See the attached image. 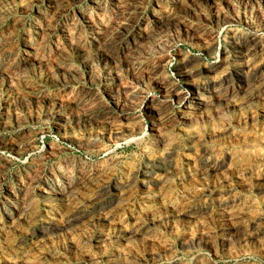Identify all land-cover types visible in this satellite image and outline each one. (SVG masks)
<instances>
[{
  "label": "rangeland",
  "instance_id": "obj_1",
  "mask_svg": "<svg viewBox=\"0 0 264 264\" xmlns=\"http://www.w3.org/2000/svg\"><path fill=\"white\" fill-rule=\"evenodd\" d=\"M252 38L264 0H0V264H264Z\"/></svg>",
  "mask_w": 264,
  "mask_h": 264
},
{
  "label": "bare ground",
  "instance_id": "obj_2",
  "mask_svg": "<svg viewBox=\"0 0 264 264\" xmlns=\"http://www.w3.org/2000/svg\"><path fill=\"white\" fill-rule=\"evenodd\" d=\"M98 4V3H97ZM122 8V7H121ZM100 9V8H99ZM129 9V8H128ZM103 11V10H102ZM106 13V12H105ZM124 13V12H123ZM122 13V14H123ZM137 13H138V11H137ZM140 13V12H139ZM169 14V13H168ZM167 14V15H168ZM124 15V14H123ZM138 15V14H137ZM164 15V14H163ZM115 16V15H114ZM176 17V16H175ZM100 18V17H99ZM167 18V17H166ZM172 18V17H171ZM177 18V17H176ZM87 19V18H86ZM101 19H102V16H101ZM120 19V18H119ZM124 19V18H123ZM162 19V18H161ZM88 20V19H87ZM90 20H92V19H90ZM116 20V19H115ZM153 20V19H152ZM157 20V19H156ZM93 21V20H92ZM155 21V20H154ZM101 22V21H100ZM103 22V21H102ZM105 22V21H104ZM159 22V21H158ZM164 22H166V21H164ZM168 22V21H167ZM170 22V21H169ZM174 22V21H173ZM172 22V23H173ZM116 24V23H115ZM166 24H168V23H166ZM105 25V24H104ZM106 25H107V22H106ZM110 25V24H109ZM130 25V24H129ZM161 25V24H160ZM132 26V25H131ZM154 26V25H153ZM195 26V25H194ZM102 27V26H101ZM156 27V26H155ZM193 27V26H192ZM109 28V27H108ZM107 28V29H108ZM102 29H104V28H102ZM125 29V28H124ZM106 30V29H105ZM148 30V29H147ZM146 30V31H147ZM198 30V29H197ZM72 31V30H71ZM127 31V30H126ZM155 31V30H154ZM108 32V31H107ZM106 32V33H107ZM110 30H109V34H110ZM132 32H133V29H132ZM120 33V32H119ZM135 33V32H134ZM75 34V33H74ZM104 35H105V33H103ZM118 34V33H117ZM142 34V33H141ZM147 34V33H146ZM70 35V34H69ZM68 35V36H69ZM72 35V34H71ZM119 35V34H118ZM143 35V34H142ZM149 35V34H148ZM134 36V35H133ZM136 36V35H135ZM256 36V35H255ZM105 37H106V35H105ZM122 37V36H121ZM121 37H120V39H119V37H118V39L119 40H121ZM138 37V36H137ZM72 38V37H71ZM107 38V37H106ZM127 38H129V37H127ZM139 38V37H138ZM137 38V39H138ZM261 38V37H260ZM260 38H259V40H260ZM248 39V38H247ZM130 40V39H129ZM257 38H252V41L250 42V43H247L248 45H242L243 46V48H242V50H244L245 51V53L247 54V55H250V54H259V52H261V51H259V49L261 48L262 49V47H263V44H262V40L261 41H259ZM103 41V40H102ZM106 41V40H105ZM134 41V40H133ZM138 41V40H137ZM242 41V40H241ZM122 42V41H121ZM105 43V42H104ZM107 43H109V42H107ZM107 43H106V45H107ZM242 43H244V42H242ZM111 46V45H110ZM235 46H237V45H235ZM239 48H241V47H238V49ZM105 49H107L106 48V46H105ZM110 49V48H109ZM101 50V49H100ZM235 50V49H234ZM2 51V50H1ZM239 51V50H238ZM237 51V52H238ZM241 51V50H240ZM108 52V51H107ZM131 52V51H130ZM264 52V51H263ZM262 52V53H263ZM1 54V53H0ZM245 54V55H246ZM5 55V54H4ZM237 55V54H236ZM261 56V55H260ZM264 56V55H263ZM258 57V56H257ZM34 58V57H33ZM239 58V57H238ZM240 58H241V56H240ZM252 58V57H251ZM38 59H39V57H38ZM253 59V58H252ZM256 59V58H255ZM189 60V59H188ZM244 60V59H243ZM247 60V59H246ZM245 60V61H246ZM262 60V59H261ZM187 61V60H186ZM237 61H239V59L237 60ZM242 61V60H241ZM250 61V60H249ZM223 62V61H222ZM252 62H253V60H252ZM234 63V62H233ZM247 63V62H246ZM257 63V62H256ZM188 64V63H187ZM215 64V63H214ZM218 64V63H217ZM221 64V63H220ZM239 64V63H238ZM255 64V63H254ZM260 64H262V63H260ZM216 65V64H215ZM248 65V64H247ZM259 64H257V66H258ZM236 66V65H235ZM242 66V65H241ZM241 66H240V68H241ZM249 66V65H248ZM254 65L252 64V67H253ZM255 66H256V64H255ZM254 66V67H255ZM186 67V66H185ZM185 67L183 68V69H185ZM216 67H217V65L214 67V66H212V67H210V68H207V70H206V72L207 73H211V74H213L215 71V69H216ZM220 67V66H219ZM218 67V68H219ZM226 67V66H225ZM245 67V66H244ZM189 68V67H188ZM222 68V67H221ZM220 68V69H221ZM237 68V67H236ZM233 69V68H232ZM242 69V68H241ZM250 68H248V70H249ZM254 69V68H253ZM191 70V69H190ZM188 71V72H186V75H192V73H194L193 71ZM193 70V69H192ZM195 70V69H194ZM225 71V70H224ZM227 71V70H226ZM229 71V70H228ZM234 71H235V68H234ZM254 71H255V76L254 75H252V76H254V77H256V76H258L260 73L259 72H263L264 71V63H263V65H260L259 67H257V68H255L254 69ZM185 72V71H184ZM201 72V71H200ZM199 71H198V73H200ZM230 72V71H229ZM196 73V72H195ZM204 73V72H203ZM217 73V72H216ZM218 73H219V71H218ZM217 73V74H218ZM226 73V72H225ZM247 73H248V71H247ZM250 73V72H249ZM254 73V72H253ZM215 74V73H214ZM214 74H213V76H214ZM220 74V73H219ZM223 74V73H222ZM229 74V73H228ZM234 74H237V77H239V78H243L244 77V75L246 74V72L244 71L243 72V70H241V71H238L237 73L235 72ZM230 75V74H229ZM247 75V74H246ZM249 75V74H248ZM197 76V75H196ZM211 76V75H210ZM215 76H218V75H215ZM250 76H251V74H250ZM263 76H264V74H263ZM187 77V76H186ZM191 77V76H190ZM189 77V78H190ZM193 77V76H192ZM227 77V76H226ZM232 77V76H231ZM230 77V78H231ZM248 77V76H247ZM185 78V77H184ZM213 78V77H212ZM228 78V77H227ZM249 78V77H248ZM261 78V77H260ZM186 79V78H185ZM213 79H215V78H213ZM235 79V78H234ZM246 79V78H245ZM250 79V78H249ZM248 79V80H249ZM194 79H192V81H193ZM203 80V79H202ZM212 80V79H211ZM216 80V79H215ZM224 80H226V79H224ZM228 80V79H227ZM240 80V79H239ZM238 80V81H239ZM255 80V79H254ZM258 80V79H257ZM217 81H218V79H217ZM217 81H215V84H216V82ZM229 82V81H228ZM227 82V83H228ZM241 82H243V81H241ZM249 82V81H248ZM170 83H172V82H170ZM201 83V82H200ZM222 83V82H221ZM226 83V84H227ZM236 83V82H235ZM250 83V82H249ZM194 83L192 82V84L191 85H193ZM212 84V83H211ZM214 84V83H213ZM224 84V83H223ZM231 84V83H230ZM236 84H238V83H236ZM248 84V83H247ZM246 84V85H247ZM253 84H255V83H253ZM171 85V84H170ZM225 85V84H224ZM234 85V84H233ZM241 85V84H240ZM249 85H251V84H249ZM175 86V85H174ZM194 86V85H193ZM202 86V85H201ZM238 86V85H237ZM176 87H177V85H176ZM192 87V86H191ZM194 87H196V86H194ZM198 87V86H197ZM203 87V86H202ZM232 87V86H231ZM247 87V86H246ZM205 88V87H204ZM221 88H222V84H216L215 86H214V89H213V91L216 93V92H218L219 90H221ZM226 88V87H225ZM83 89V88H82ZM168 89V88H167ZM84 90V89H83ZM177 90H178V88H177ZM180 90V89H179ZM189 90H190V88H189ZM203 90V89H202ZM205 90H206V88H205ZM247 90V89H246ZM175 88L173 87V85L171 86V89L168 91V94L169 95H166V97L165 98H163V100H162V102H164V103H167L168 101H170V97L171 96H175ZM208 91V90H207ZM212 91V90H211ZM233 91V90H232ZM240 91V90H239ZM249 91V90H248ZM243 92H244V90H243ZM246 92V91H245ZM251 92V91H250ZM202 93V92H201ZM201 93H200V91H195V92H192V95H190V97H186V96H184L183 97V101H185L186 102V104L188 103V102H196L199 106L200 105H206L207 104V100H205L202 96H201ZM209 93V92H208ZM223 93V92H222ZM224 93H228L227 91L226 92H224ZM223 93V94H224ZM233 93V92H232ZM262 93V92H261ZM166 94V93H165ZM185 94V93H184ZM193 94L194 95H196L193 99L194 100H191V97H193ZM217 94V93H216ZM219 94H220V92H219ZM234 94V93H233ZM253 94V93H252ZM183 95V94H182ZM181 95V96H182ZM187 95V94H186ZM207 95V94H206ZM213 95V94H212ZM228 95V94H227ZM235 95V94H234ZM245 95V94H244ZM243 95V96H244ZM86 96V95H85ZM93 96V95H92ZM180 96V95H179ZM180 96V97H181ZM205 96V95H204ZM214 96V95H213ZM220 96V95H219ZM249 96V95H248ZM253 96H254V94H253ZM210 97V96H209ZM227 97V96H226ZM226 97H225V99H226ZM85 98V97H84ZM95 98V97H94ZM162 98V97H161ZM176 98H178V96L176 97ZM176 98H175V100H176ZM208 98V97H207ZM218 99H219V97H217ZM224 98V97H223ZM229 98V97H228ZM246 98V97H245ZM250 98V97H249ZM160 99V98H159ZM172 99H173V97H172ZM182 99V98H181ZM180 99V100H181ZM215 99V98H214ZM220 99H221V97H220ZM219 99V100H220ZM248 99V98H247ZM148 100H150V99H148ZM155 100V99H154ZM174 100V101H175ZM217 100V99H216ZM82 101V100H81ZM97 101V100H96ZM211 101H213V100H211ZM100 102V101H99ZM157 102V101H156ZM184 102V103H185ZM216 102V101H215ZM78 103H80V102H78ZM95 104H96V102H94ZM212 103H214V102H212ZM162 104V103H161ZM169 104V103H168ZM196 104V105H197ZM210 105H211V103H209ZM84 105V104H83ZM97 105V104H96ZM98 105H99V103H98ZM105 105V104H104ZM150 105H151V102L149 101V102H146V106H148V107H150ZM103 106V105H102ZM153 106V105H152ZM161 106V105H160ZM187 106V105H186ZM90 107V106H89ZM190 107V106H189ZM201 107V106H200ZM203 107V106H202ZM91 108V107H90ZM158 108V107H157ZM208 108V107H207ZM93 109V108H92ZM159 109H160V107H159ZM158 109V110H159ZM199 109V108H198ZM87 110V109H86ZM98 110V109H97ZM102 110V109H101ZM157 110V109H156ZM155 110V111H156ZM192 109H190V111H191ZM206 110V109H205ZM99 112V111H98ZM188 112V111H187ZM196 112H198V111H196ZM90 113H93V112H90ZM96 114V113H95ZM111 114V113H110ZM185 115V114H184ZM102 116V115H101ZM105 116V115H104ZM103 117V116H102ZM109 117V116H108ZM183 118V117H182ZM103 119V118H102ZM107 119V118H106ZM181 119V118H180ZM113 120V119H112ZM111 121V120H110ZM106 122V121H105ZM23 204V203H22Z\"/></svg>",
  "mask_w": 264,
  "mask_h": 264
}]
</instances>
